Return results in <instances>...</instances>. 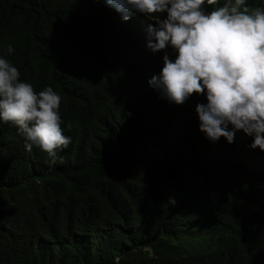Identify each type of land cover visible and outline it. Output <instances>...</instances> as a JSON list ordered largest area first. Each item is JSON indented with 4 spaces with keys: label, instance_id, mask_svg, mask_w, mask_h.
I'll return each instance as SVG.
<instances>
[{
    "label": "trees",
    "instance_id": "16d2710c",
    "mask_svg": "<svg viewBox=\"0 0 264 264\" xmlns=\"http://www.w3.org/2000/svg\"><path fill=\"white\" fill-rule=\"evenodd\" d=\"M148 23L102 0H0V55L59 94L71 137L49 165L0 122V264H264V151L242 130L206 139L203 94L148 86Z\"/></svg>",
    "mask_w": 264,
    "mask_h": 264
},
{
    "label": "clouds",
    "instance_id": "9594fccd",
    "mask_svg": "<svg viewBox=\"0 0 264 264\" xmlns=\"http://www.w3.org/2000/svg\"><path fill=\"white\" fill-rule=\"evenodd\" d=\"M126 21L142 14L148 23L145 46L161 51L162 66L147 84L169 103L182 104L192 93L198 130L216 142L232 143L237 130L251 137L250 149L264 151V10L246 0H102ZM208 6H214L209 8ZM166 49L174 55L170 57ZM4 51L12 53L11 44ZM0 55V122H11L24 138L25 151L37 146L49 165L71 137L62 134L60 96L51 86L31 83ZM70 125L65 124V128Z\"/></svg>",
    "mask_w": 264,
    "mask_h": 264
}]
</instances>
